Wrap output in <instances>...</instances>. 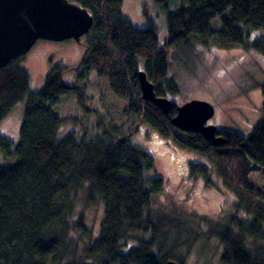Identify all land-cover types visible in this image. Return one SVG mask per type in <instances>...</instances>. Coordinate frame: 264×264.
Returning a JSON list of instances; mask_svg holds the SVG:
<instances>
[{"label": "trees", "instance_id": "obj_1", "mask_svg": "<svg viewBox=\"0 0 264 264\" xmlns=\"http://www.w3.org/2000/svg\"><path fill=\"white\" fill-rule=\"evenodd\" d=\"M69 1L95 17L77 83L67 84V68L53 65L44 88L26 103L19 144L0 136L1 155L16 159L12 165L0 164V264L173 260L157 242L165 228L178 226L155 209L167 182L156 172L155 155L131 139L145 125L175 148L207 158L212 167L192 163V175L211 184L214 169L237 198L241 217L217 232L225 246L223 264H264V189L252 183L264 174V104L251 136L219 130L226 143L216 146L198 133L177 129L176 106L165 114L143 100L139 80L144 70L158 97L181 94L175 60L193 44L264 56V36L253 38L252 33L264 30V0H184L187 6L168 13V39L162 46L154 25L137 28L124 16V0ZM155 1L168 10L172 0ZM23 57L0 69V125L29 94L31 78ZM91 72L97 74L108 114L61 137L64 121L53 110L61 100L84 94ZM81 193L86 205L104 206L98 235L83 216L76 218Z\"/></svg>", "mask_w": 264, "mask_h": 264}, {"label": "rangeland", "instance_id": "obj_2", "mask_svg": "<svg viewBox=\"0 0 264 264\" xmlns=\"http://www.w3.org/2000/svg\"><path fill=\"white\" fill-rule=\"evenodd\" d=\"M185 6L184 0H172L169 9L164 10L155 0H124L123 14L137 28L154 25L162 46L168 39V13H175ZM252 33L253 38L264 36V30ZM89 38L88 34L81 42L75 39L63 42L39 40L23 57V64L30 73V91L1 123L0 136L10 139L16 146L19 144L26 103L30 94L44 88L53 65L62 64L67 68L64 78L67 84L77 83V69ZM175 62L182 93L169 96L170 100L177 105L192 100L210 102L217 111L210 124H216L219 130L251 136L254 126L263 117V55L242 48L225 50L214 43L193 44L179 51ZM86 85L84 94L61 100L59 107L53 110L64 121L61 137L82 121L81 127L85 128L84 125H94L99 117L107 114L102 108L95 72H91ZM131 139L155 155L156 172L167 182L165 193L155 198V209L168 213L178 222L177 227H167L160 234L157 242L162 254L180 264H223L225 246L217 232L230 225L234 217H241L235 195L225 188L214 169L211 184H207L203 177H194L192 163L212 167L208 159L175 148L149 126H143V130ZM15 161L3 157L0 148V164L12 165ZM252 183L264 189V174L253 178ZM80 216L98 235L104 219V206L100 203L86 205L85 193H81L76 218Z\"/></svg>", "mask_w": 264, "mask_h": 264}, {"label": "water", "instance_id": "obj_3", "mask_svg": "<svg viewBox=\"0 0 264 264\" xmlns=\"http://www.w3.org/2000/svg\"><path fill=\"white\" fill-rule=\"evenodd\" d=\"M94 14L81 4L69 0H0V69L27 55L39 40L63 42L90 33ZM143 100L153 103L165 114L175 106V127L187 133H198L216 146L226 143L219 135L216 107L206 101L192 100L177 105L169 98L158 97L155 84L143 70L139 73ZM168 264H180L171 260Z\"/></svg>", "mask_w": 264, "mask_h": 264}, {"label": "bare ground", "instance_id": "obj_4", "mask_svg": "<svg viewBox=\"0 0 264 264\" xmlns=\"http://www.w3.org/2000/svg\"><path fill=\"white\" fill-rule=\"evenodd\" d=\"M91 107V106H90ZM103 108V107H102ZM96 109V108H95ZM94 110V109H93ZM104 110V109H103ZM106 110V109H105ZM94 112V111H93ZM105 112V111H104ZM106 112H108L107 110H106ZM108 114V113H107ZM107 114H104V115H107ZM103 115V114H102ZM96 120H98V119H96ZM85 124V123H84ZM83 125V121H82V123H81V126ZM76 127V126H75ZM78 127H80V125L78 126ZM84 127H85V125H84Z\"/></svg>", "mask_w": 264, "mask_h": 264}]
</instances>
